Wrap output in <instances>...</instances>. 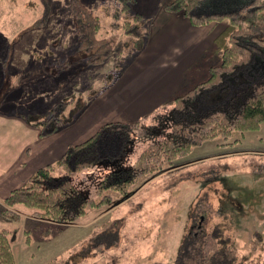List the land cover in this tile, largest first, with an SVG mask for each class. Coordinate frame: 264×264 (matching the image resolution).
Listing matches in <instances>:
<instances>
[{"label":"rangeland","instance_id":"374dc122","mask_svg":"<svg viewBox=\"0 0 264 264\" xmlns=\"http://www.w3.org/2000/svg\"><path fill=\"white\" fill-rule=\"evenodd\" d=\"M77 1L91 7L100 17L98 38L129 40V47L112 54L101 64L90 63L88 60L93 51L79 49L82 36ZM168 1L134 0L124 10L123 3L118 0H0V106L4 105L3 108L8 110L19 106V109H28L27 112L38 116H49L54 110L57 114L62 112L64 118L69 116L77 107L85 106L91 96L108 86L121 69L138 56L142 51H136L139 41H144V47L157 50L162 42L165 44L172 38V30L182 21L175 19L173 13L176 12L165 9ZM197 6L191 12L194 16H209L198 15ZM136 14L142 15L143 21L137 24L136 36L139 38L133 46L131 43L135 38L124 34L123 25ZM228 20L214 19L196 26L209 28L214 25L210 32L207 28L208 38L212 34L216 38ZM213 42L196 63L207 72L203 69L196 75L193 70L187 72L183 80L186 85L191 84V79L196 83L204 81L209 76V68L221 63V55L212 51ZM14 43L21 44L22 51H13L15 61L25 62L21 66L10 60L9 48ZM35 51L40 52L39 59L34 58ZM58 71L59 75H51ZM259 71L257 81H262L264 74ZM15 89L28 92L26 100L20 98L16 105L9 99L14 96ZM221 107L222 104L202 105L199 109L206 113ZM172 110L174 105L141 123L150 127L154 135L162 137L170 131L166 116ZM56 126L61 129L63 120ZM263 127L236 134L228 142L222 139L205 142L188 155L179 157L172 165L175 171L145 177L132 186L125 197L118 191L111 192L109 206L89 208L76 224L46 223L30 217L23 207L20 212L25 215L16 224L4 216L0 205V227L17 228L13 244L15 264H47L61 257L67 260L62 264H182L185 257L193 253L191 247L184 255V250L190 246L187 241L183 244V239L191 237L186 233L197 231L201 226L199 217L203 214L207 217L203 225L210 227L212 221L218 220L221 208L227 209V205L233 209L240 206L246 213L242 212L238 215L239 221L235 220V235L241 249L253 253L249 247L253 233L264 236V172L257 171L264 163V145L258 137ZM109 137L106 135L98 142L99 146L101 142L102 145L110 142L107 152L102 149L100 160L73 176L82 192L97 201L100 199L96 189L99 180L111 171L134 165L152 142V139L141 138L137 132L132 133L129 139L133 141L132 148L128 154L124 151L125 156L120 158L123 150L120 153L113 151L118 139L110 140ZM257 137L261 141L259 148L254 143L251 145ZM202 146L206 149H200ZM200 151V155H196ZM106 160L118 163H103ZM26 235H29L30 243H27ZM73 247L77 248L71 250Z\"/></svg>","mask_w":264,"mask_h":264},{"label":"trees","instance_id":"16d2710c","mask_svg":"<svg viewBox=\"0 0 264 264\" xmlns=\"http://www.w3.org/2000/svg\"><path fill=\"white\" fill-rule=\"evenodd\" d=\"M118 1L123 3L126 10L134 0ZM201 1L169 0L164 5L167 11L188 17L193 25L207 24L214 19H229L212 46L214 54L221 55V63L209 68L207 79L173 100L174 111L166 116V122L170 123L169 133L158 137L141 121L106 123L90 138L70 145L59 160L39 168L27 182L2 199L1 212L4 216L18 224L25 215L20 212V207H23L29 211L30 217L46 223H79L89 208L106 207L111 201V192L118 191L125 197L132 186L138 185L145 177L175 171L172 165L179 157L188 155L205 142L216 139L228 142L236 134L256 131L264 126V80L257 81L259 70L261 75L264 74V0H253L251 9L242 12L196 17L191 12ZM76 9L81 21L79 49L93 51L88 60L90 63L101 64L112 54L121 53L129 47V40L98 38L100 17L91 7L79 1L76 2ZM142 17L136 14L133 20H126L123 25L124 34L135 38V42L131 43L133 46L139 38L136 36L139 29L137 24L142 23ZM137 46L136 51H141L144 41H139ZM259 64L262 65L260 68ZM221 104L223 107L209 109L206 113H201L199 109L202 105L210 107ZM81 110V107H77L65 118L62 112L57 114L56 110L51 111L49 116L30 114L27 121L43 128V133L50 134L57 131V122L61 120L64 126L73 123ZM53 122H56L55 126H52ZM135 132L141 138L152 139L149 148L137 162L103 176L96 188L100 197L98 201L82 192L73 176L100 160L103 151L98 142L104 136L113 134L121 135L126 141ZM257 171L264 172V163L258 166ZM226 208H221L218 220L212 221L210 227L203 225L207 219L203 214L199 217L198 224L201 223V226L197 231L186 233L191 237L183 239V244L187 241L190 246L184 250V255L191 247L193 253L187 255L182 264H264L263 234L253 233L249 246L253 253L244 252L235 235V220L239 221L238 215L244 211L240 206L233 209L227 205ZM3 226L0 227V264H15L13 244L17 228ZM26 238L30 243L29 235ZM63 262H67L66 257L55 258L47 264Z\"/></svg>","mask_w":264,"mask_h":264},{"label":"crops","instance_id":"0c3cea01","mask_svg":"<svg viewBox=\"0 0 264 264\" xmlns=\"http://www.w3.org/2000/svg\"><path fill=\"white\" fill-rule=\"evenodd\" d=\"M252 3L253 0H203L197 6L196 13L226 15L250 10ZM173 14L176 15V20L181 18L182 23L172 30V38L165 44L162 42L157 50L144 47L108 86L91 96L70 125L63 126L52 134H45L43 128L27 121L30 115L28 109H19L18 106L8 110L3 108L4 105L0 106V205L2 199L27 182L39 168L59 160L70 145L85 141L109 122L146 120L171 106L177 96L198 84L191 79V84L186 85L183 80L191 70L195 75L202 69L207 72L205 67L197 66L196 63L212 44L215 34L208 38V26L193 25L182 13ZM208 29L210 32L214 25ZM17 43L8 47L10 60L21 66L25 62L15 61L13 55L14 50L22 51L21 44ZM40 57V52L35 51L34 58ZM59 74L60 71L51 75ZM11 86L14 89V85ZM13 92L14 96L9 99L15 105L20 98L22 101L26 100L27 90L20 92L15 89ZM263 133L264 127L262 134L258 136L262 139V145ZM258 137L255 142L251 141V145L256 144L258 147L261 142ZM200 153L201 151L196 152V155Z\"/></svg>","mask_w":264,"mask_h":264},{"label":"flooded vegetation","instance_id":"af4514ba","mask_svg":"<svg viewBox=\"0 0 264 264\" xmlns=\"http://www.w3.org/2000/svg\"><path fill=\"white\" fill-rule=\"evenodd\" d=\"M110 137V140H113L115 137L118 139V144L116 145V148H113V151H114V153H120V151L121 150H123V152H121L120 153V158H123V156H125V154L123 155V153H124V151H125V153L126 154H128V152L131 150V146L133 145V141H131V140H126L125 141V139H123L122 137H121V135H116V134H113V135H109ZM109 143L110 142H107L106 144H104V145H102V142H101V144H100V147H101V149H103L104 150V152L106 151L107 152V149H106V147H108V145H109ZM102 145V146H101ZM109 148V147H108ZM125 148V149H124ZM104 155V154H103ZM123 155V156H122ZM118 161H119V159H118ZM103 163H106V164H115V163H118V162H110V161H108V160H106V161H104Z\"/></svg>","mask_w":264,"mask_h":264}]
</instances>
